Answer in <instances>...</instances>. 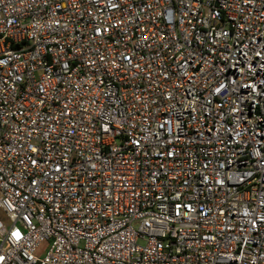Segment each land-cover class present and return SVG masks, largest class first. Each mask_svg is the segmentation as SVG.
<instances>
[{
  "label": "built area",
  "instance_id": "obj_1",
  "mask_svg": "<svg viewBox=\"0 0 264 264\" xmlns=\"http://www.w3.org/2000/svg\"><path fill=\"white\" fill-rule=\"evenodd\" d=\"M0 264H264V0H0Z\"/></svg>",
  "mask_w": 264,
  "mask_h": 264
},
{
  "label": "rangeland",
  "instance_id": "obj_2",
  "mask_svg": "<svg viewBox=\"0 0 264 264\" xmlns=\"http://www.w3.org/2000/svg\"><path fill=\"white\" fill-rule=\"evenodd\" d=\"M45 250H46V245L43 244L42 247H41V250L39 251L40 256L44 255Z\"/></svg>",
  "mask_w": 264,
  "mask_h": 264
}]
</instances>
